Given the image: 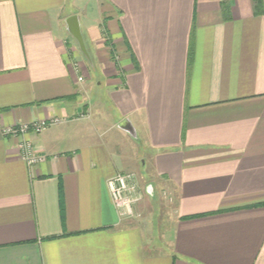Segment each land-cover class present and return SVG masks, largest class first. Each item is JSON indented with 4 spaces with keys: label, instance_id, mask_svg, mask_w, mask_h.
Instances as JSON below:
<instances>
[{
    "label": "crops",
    "instance_id": "crops-1",
    "mask_svg": "<svg viewBox=\"0 0 264 264\" xmlns=\"http://www.w3.org/2000/svg\"><path fill=\"white\" fill-rule=\"evenodd\" d=\"M0 264H264V0H0Z\"/></svg>",
    "mask_w": 264,
    "mask_h": 264
},
{
    "label": "built area",
    "instance_id": "built-area-1",
    "mask_svg": "<svg viewBox=\"0 0 264 264\" xmlns=\"http://www.w3.org/2000/svg\"><path fill=\"white\" fill-rule=\"evenodd\" d=\"M79 80L82 78L79 77ZM59 119L55 118L51 122H58ZM50 122L39 121L33 122L31 125L18 124L11 126L4 130L5 134H25L29 129H33L35 132H40L44 129ZM23 159L29 164H34L41 160V156L33 154L30 144L27 141H22ZM107 188L109 190L111 199L114 206L118 210L120 216L132 217L135 216V211L133 209V204L141 199V192L138 181L135 174L133 173H117L106 181Z\"/></svg>",
    "mask_w": 264,
    "mask_h": 264
},
{
    "label": "water",
    "instance_id": "water-1",
    "mask_svg": "<svg viewBox=\"0 0 264 264\" xmlns=\"http://www.w3.org/2000/svg\"><path fill=\"white\" fill-rule=\"evenodd\" d=\"M67 30L71 37L76 42L78 49L80 52L87 58L90 59L89 53L87 51L83 35L81 33V28L78 20V16L76 14H72L68 16L65 20ZM124 129L129 132L131 135H135L134 129L128 125L127 127H124Z\"/></svg>",
    "mask_w": 264,
    "mask_h": 264
},
{
    "label": "rangeland",
    "instance_id": "rangeland-1",
    "mask_svg": "<svg viewBox=\"0 0 264 264\" xmlns=\"http://www.w3.org/2000/svg\"><path fill=\"white\" fill-rule=\"evenodd\" d=\"M77 46V45H76ZM78 48V47H77ZM79 50V49H78ZM81 53V52H80ZM97 70V69H96ZM96 70L95 71H93V69H91L90 70V77H92V76H95V75H99V73L98 72H96ZM89 83H90V81H89ZM140 165V164H139ZM141 167H143V165L141 166ZM145 171V170H144ZM140 172V171H139ZM138 172V173H139ZM140 174V176H138V177H136L137 179H138V182H139V184L142 186V188H144V185L146 184V183H148V181H149V178H147V176H145L146 174L144 173V172H140L139 173ZM137 175V174H136ZM148 177H149V174H148ZM151 190V189H150ZM140 192H141V188H140ZM155 194L153 195V196H151V197H149V199H151V202H152V204H153V206L155 207V213H156V208H158V201H159V198H161L162 199V201H164V202H169L170 204L173 202V199H171V197L168 195V193H167V191L166 190H161V192H160V190H158V189H156L155 190V192H154ZM140 214V213H139ZM163 226H161L160 227V229L161 230H163Z\"/></svg>",
    "mask_w": 264,
    "mask_h": 264
},
{
    "label": "trees",
    "instance_id": "trees-1",
    "mask_svg": "<svg viewBox=\"0 0 264 264\" xmlns=\"http://www.w3.org/2000/svg\"><path fill=\"white\" fill-rule=\"evenodd\" d=\"M255 2H256V0H255Z\"/></svg>",
    "mask_w": 264,
    "mask_h": 264
}]
</instances>
